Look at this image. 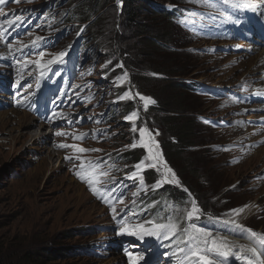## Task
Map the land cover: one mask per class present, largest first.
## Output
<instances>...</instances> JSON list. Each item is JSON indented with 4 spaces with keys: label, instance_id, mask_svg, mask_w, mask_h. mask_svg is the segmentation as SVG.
I'll list each match as a JSON object with an SVG mask.
<instances>
[{
    "label": "rangeland",
    "instance_id": "1",
    "mask_svg": "<svg viewBox=\"0 0 264 264\" xmlns=\"http://www.w3.org/2000/svg\"><path fill=\"white\" fill-rule=\"evenodd\" d=\"M239 2L252 7L263 4V0H233V4ZM124 4L133 16L125 12ZM233 4L224 0H19L8 7H32V12L46 19L45 28L25 43L36 37L54 41L43 57L29 58L31 72L40 70L37 62L47 64L61 51L81 57L85 65L73 84L76 98L70 113L75 122L83 123L72 128L61 123L47 129L37 120L21 127L16 122L21 114L15 112L25 111L2 102L0 93V115L12 110L15 116L7 119L10 124L0 125L2 264H18L28 254L38 261L34 264H109L119 259L114 264H132L126 253L143 257L137 264H174L155 253V240L163 241L165 255L180 264H200L179 252L187 250L185 228L191 230L194 225L209 233V244L231 236L241 244L230 245L251 246L247 235L232 225L233 219L264 234V130L256 126L264 123L249 120L250 114L264 113L252 106L255 98L263 97L254 91L264 88V64H255L259 50L250 53L248 46L239 47L245 43L238 39L242 17L240 7ZM169 10L175 12L171 17L166 16ZM6 49L0 40V71L5 70ZM124 73L127 79L120 80ZM252 73L255 77L249 80L247 75ZM129 90L155 103L145 111L138 97L119 101ZM133 111L138 113L137 127L159 132L154 139L184 184L183 188L173 183L162 186L187 189L190 196L189 202L169 209L167 218L159 213L153 220L150 213L155 202L152 195L162 187L153 189L160 179L156 169L142 171L143 187L139 178H126L146 156L140 147H126L139 139L138 132L131 131L132 122L125 119ZM233 115L239 120L232 124ZM262 115L254 117L262 119ZM172 117H176L174 125L167 124ZM175 120L188 125L187 140L177 136L180 125ZM58 138L77 147L61 148L55 145ZM63 150L70 159H63ZM82 161L85 174L97 175L99 197L75 174ZM88 162L100 166L90 170ZM192 199L200 213L189 221ZM241 208L244 211L238 215L233 212ZM169 217L179 225L171 240L120 234L121 218L130 228L144 224L148 229L151 224L146 221L167 223ZM210 256L221 264V256Z\"/></svg>",
    "mask_w": 264,
    "mask_h": 264
},
{
    "label": "snow or ice",
    "instance_id": "2",
    "mask_svg": "<svg viewBox=\"0 0 264 264\" xmlns=\"http://www.w3.org/2000/svg\"><path fill=\"white\" fill-rule=\"evenodd\" d=\"M7 2V0H0V5H3ZM14 2H19V0H14ZM119 3V0H117ZM225 4H233V0H224ZM233 6H243V7H251L248 4H233ZM19 16H12L8 18L0 19V39L5 37V34L8 31V28L13 27L16 21L20 20ZM5 25L7 27H5ZM18 26V25H17ZM83 31V29H81ZM42 38L36 37V39L32 42L33 47H39L37 41H41ZM11 50L12 45H8ZM44 52L40 51L38 53L39 56L43 57ZM66 52L61 51L58 53L53 59L48 60L47 64H41L37 62V68L40 69L39 77L43 78L45 76V71L50 70V66L56 63H62L63 58L65 57ZM120 80L127 79V73H124ZM17 86L19 87V82H17ZM138 97L140 101L143 102L144 110L147 111L149 105L154 104L155 101L151 97L144 96L140 93L133 94L131 90L125 91L122 95L118 97L119 101L123 100H132ZM54 115H56L54 113ZM138 113L133 111L131 114L127 115L125 119L127 121L132 122L131 131L133 133L139 134L138 142L134 140L130 145H126L127 148L135 149L140 147L145 150L146 156H144L140 161L133 165L135 171L130 174L126 173V178L128 179H137L141 180V187H143V177L141 175L142 171L146 167H151L157 170L160 173V179H158L153 185V189L162 186L165 183H173L178 187H182L179 178L177 177L174 170L168 165L167 161L164 159L163 153L160 151L159 142L154 139V135H159V132L156 131L154 134L148 127H137L136 120L138 119ZM60 135V133H57ZM75 139H82V137H75ZM61 148L69 147V145H59ZM227 150V149H224ZM75 151L83 153L84 149H75ZM89 151H98V150H89ZM65 159H70L69 157H65ZM102 162V161H101ZM100 165L96 162H88V169L94 170L98 168ZM161 169L164 171L161 172ZM86 169L84 168V162H81L80 171L76 172V176L83 182L87 183L89 189L93 192L94 195L98 197L101 194V190L98 189L95 185L97 183V175L88 171L87 174ZM100 175H107V173H101ZM184 191H188L184 189ZM116 200L118 202H122V197H117ZM107 203L108 201L105 200ZM135 203V201H133ZM110 210L115 214L116 208L109 205ZM247 207V206H245ZM244 209H234L233 212L237 215L240 212H243ZM200 209L197 205L195 199L191 200V210L187 211V219L191 221L194 217L199 218ZM115 218V216H114ZM145 223L151 224V228L145 229L144 224H137L136 227L130 228L128 224L121 218L119 220L120 234L134 235L138 239H143L145 235L148 236H156L157 239L171 240L173 237L177 235L179 225L173 222V218L169 217L167 223H156L154 221H146ZM225 223H229V221H225ZM232 225L239 229L242 233L247 235V238L252 241L251 246L246 245H230L226 240L212 239L209 244V233L202 231L199 228H196L194 225L191 230L185 228L183 231L185 232L184 243L186 244V248H180L179 252L185 253V259H189L191 257H195L200 264H218V262L210 256V254H215V256H221L227 258L230 255H235L238 260H242L244 264H264V234L256 233L250 228L236 222L234 219L231 221ZM239 248V252L234 251V249ZM243 253L244 255H241ZM128 255L129 260L132 264H137L138 260H142L143 257H134L130 253H126Z\"/></svg>",
    "mask_w": 264,
    "mask_h": 264
},
{
    "label": "bare ground",
    "instance_id": "3",
    "mask_svg": "<svg viewBox=\"0 0 264 264\" xmlns=\"http://www.w3.org/2000/svg\"><path fill=\"white\" fill-rule=\"evenodd\" d=\"M235 3H236V0H235ZM244 3V2H243ZM240 10V9H239ZM237 12V11H236ZM230 28V27H229ZM198 31V30H197ZM239 33V32H238ZM202 34V33H201ZM204 34V33H203ZM206 34V33H205ZM237 37H238V35H237ZM242 46H244V45H239V47H242ZM248 49H250V53H256L255 51L256 50H259L257 53H258V57L256 58V63L255 64H258V63H262L261 65H263L264 64V49L262 48V49H260V47L259 48H256L255 46H251L250 48H248ZM233 52H235V50H232ZM244 51V50H243ZM238 53H239V51H237ZM264 70V69H263ZM258 72V71H257ZM248 76V79L250 80L251 78H253V77H255L254 76V73H252V74H248L247 75ZM255 82V81H254ZM254 84V83H253ZM213 86H214V84H213ZM259 89V90H258ZM258 89H256V92L254 91V93L255 94H257L258 92H259V95L258 96H261V95H263V97H257V98H255L254 99V103H256V104H254V105H252V106H257V107H259V108H257V109H260V110H264V104H261V103H263L264 102V88L261 90V88H258ZM250 94V93H249ZM245 95V94H244ZM248 95V94H247ZM1 96H4L3 97V99L1 98V101L2 102H5L6 101V104H9V103H12L11 102V100L12 99H10V101H7L5 98H6V96L5 95H1ZM241 100V99H240ZM241 103H243V101L241 102ZM2 104V103H1ZM244 104V103H243ZM14 106H15V104H13ZM238 106H239V104H238ZM251 106V107H252ZM14 110V109H13ZM17 111H20V112H15V115H17L18 113H20L21 115H20V117L19 118H17L16 119V122H18L19 124H20V126L21 127H23V126H25V127H30L32 124H33V122L35 121L34 120V118H30V117H28V112H22L20 109H17ZM12 114V110L9 112H7V113H5V114H2V115H0V125L2 126H4V125H8V124H10L12 121H10V120H7L10 116L11 117H15L14 115H11ZM262 114H264L263 112L261 113V112H256L254 115L253 114H250V116H249V120H251V121H259L261 124L262 123H264V118H262V119H256L254 116H261ZM262 117H264V115H262ZM233 119H232V124L233 123H235L237 120H239V118H237L236 116H234L233 115V117H232ZM5 121V122H4ZM249 124H252V123H249ZM34 125V124H33ZM40 125H44V124H40ZM37 126V125H36ZM61 126V125H60ZM59 126V127H60ZM256 126H259L260 127V129H262V130H264V125H256ZM38 127V126H37ZM40 127V126H39ZM42 127V126H41ZM46 128V127H45ZM44 128V129H45ZM48 129V128H47ZM51 129V128H50ZM261 130V131H262ZM45 131V130H44ZM63 131H65V129L64 130H62V132ZM47 132V131H46ZM46 132H45V134H46ZM51 132H53V131H51ZM24 134V133H23ZM29 133H26V135H28ZM47 135V134H46ZM40 136V135H39ZM74 136V135H73ZM261 136L263 137L264 136V134H261ZM45 139H46V141H48V137H44ZM74 137H71L70 139H68V140H72ZM264 138V137H263ZM36 141V140H35ZM54 141H55V139H54ZM57 141H61V142H57ZM65 141H67V140H65V139H63V138H58L56 141H55V145H57V146H59V145H61V144H63V145H65L66 143H65ZM36 142H38V140L36 141ZM67 145H69L71 148H76L77 147V145H75V143L74 142H72V143H70V142H67ZM258 146V145H257ZM68 148V147H67ZM61 153H64L65 155H66V157H69V155L67 154V150H63V151H61ZM48 154L49 155H54L53 153L51 154V152H48ZM57 154H58V150H57ZM64 154H61L62 156H64ZM48 155V156H49ZM54 157V156H53ZM63 159H65V157L63 158ZM256 163V162H255ZM253 167H255V166H253ZM82 187H80V189H81ZM185 218V217H184ZM248 219H249V217H248ZM236 220V219H235ZM222 222H225V221H222ZM227 239H225L229 244H238V243H240L241 244V241H240V239H237V238H232L231 236L229 237V236H225ZM243 244V243H242ZM234 251H236L237 252V250H235L234 249ZM239 251V250H238ZM241 255H244L243 253H241ZM113 261H115V260H111L110 262H108L109 264H111V263H119L120 262V259H119V261L118 260H116L115 262H113ZM124 261V260H123ZM125 262V261H124ZM232 262H234V264H244V262L242 261V260H238L237 258H236V256H234V255H230V256H228L227 258H225V257H220V263L221 264H232Z\"/></svg>",
    "mask_w": 264,
    "mask_h": 264
},
{
    "label": "trees",
    "instance_id": "4",
    "mask_svg": "<svg viewBox=\"0 0 264 264\" xmlns=\"http://www.w3.org/2000/svg\"><path fill=\"white\" fill-rule=\"evenodd\" d=\"M124 9L125 12H129L128 14L130 16H133L134 12L133 10L130 12L128 11L129 9H127L126 4H124ZM133 7V6H132ZM134 9V7H133ZM175 12H172L171 10L166 12V16L167 17H171ZM182 113V112H181ZM176 117H172V118H167L166 120H168L167 124H173L172 120L175 119ZM178 120H175L174 122L176 123ZM174 125V124H173ZM175 125H180L178 127V129L176 130V134L177 136H180V138H183L184 140L188 139V135L190 134V130L189 128H187L185 125H187L185 122L183 123H176ZM188 126V125H187ZM178 140V138H177ZM176 146V145H175ZM178 146V144H177ZM176 146V147H177ZM182 185H184L183 183H181ZM191 192V190H190ZM152 198L155 200L154 202V206L152 207L150 213H152V216H155L153 220H157L156 216L161 213V216L163 218H167L170 213H169V209H172L174 207L177 206L178 202H189L190 200V196L187 195V193H185V191L181 190L178 187H172L169 185H164L161 188L155 190V192L152 195ZM183 202V203H185ZM143 204H146V201L143 202ZM159 207V209L156 210V208ZM209 213V212H208ZM210 215H215V214H211ZM184 221V214L182 216V220L181 223ZM157 223H160V221H156ZM35 262L38 263V261L34 258H32V255H26L24 256L21 261L18 262V264H34ZM0 264L1 261H0Z\"/></svg>",
    "mask_w": 264,
    "mask_h": 264
}]
</instances>
